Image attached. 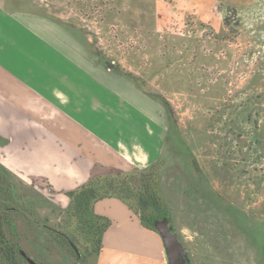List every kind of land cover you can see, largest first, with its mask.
<instances>
[{"label":"crops","instance_id":"obj_1","mask_svg":"<svg viewBox=\"0 0 264 264\" xmlns=\"http://www.w3.org/2000/svg\"><path fill=\"white\" fill-rule=\"evenodd\" d=\"M0 3L5 14L12 12L8 0ZM152 3L162 21L188 19L194 24L209 25L214 35L226 36L229 30L223 26L225 10L240 8L244 0ZM17 4L23 5L22 11H17L21 16H39L25 10L24 0ZM41 31L32 27L0 29V164L23 185L31 182L51 195L65 197L68 205L64 193L85 183L93 173L147 169L161 157L171 129L169 125L163 129L157 151L154 129L130 118L122 127L119 125L117 140L105 142L92 133L79 117L83 110L73 107L74 101L89 100L88 59H82V42L74 45V50L65 44H42L37 38ZM30 33L38 36L31 37ZM163 38L161 76L165 84H210L209 76L198 70L227 68V57L218 64L212 57L201 63L198 52L197 59L189 62V53L196 48L191 37L177 45L170 43L168 34ZM206 46L218 58L214 53L217 40H207ZM64 51H73L69 59ZM74 53L80 59L74 60ZM174 53L175 59L171 58ZM153 71L152 65L150 72ZM176 93L184 96L183 89ZM198 96L209 102L217 99L210 86ZM214 104L197 107L193 113L197 117L209 113L207 130L196 129L190 123L185 126L182 141L193 148L198 165L194 179L208 180L211 192L202 188L200 196L194 197L196 219L191 228L195 242L205 252L203 264H264V109L258 104L253 107L252 102L238 109H219ZM186 111L183 109L181 114ZM189 142L192 146L187 145ZM154 154L159 158L151 161ZM94 212L110 222L94 264H168L158 233L144 228L122 201L104 198L95 204ZM237 213L244 218L237 220ZM177 238L181 243L178 235Z\"/></svg>","mask_w":264,"mask_h":264},{"label":"rangeland","instance_id":"obj_2","mask_svg":"<svg viewBox=\"0 0 264 264\" xmlns=\"http://www.w3.org/2000/svg\"><path fill=\"white\" fill-rule=\"evenodd\" d=\"M8 1L13 13L5 14L0 6V29L41 28L42 34L30 33L31 37L38 36L42 44H65L70 50L82 42V59H88L89 100L74 101L73 107L83 110L79 117L92 133L105 142L117 140L119 125L122 127L130 118L154 129L157 151L163 129L169 125L170 138L162 145L161 157L154 154L150 160L159 158L161 162L159 183L169 210L166 216L169 226L172 227L171 219L175 231L172 229L192 263H206L205 252L195 242L191 227L196 219L194 197L200 196L198 192L202 188L206 193L211 192L208 180L194 179L198 165L193 148L182 142L185 126L193 123L196 129L207 130L209 113L199 117L193 113L197 107H209L208 103H215L213 106L219 109H238L252 102L253 107L258 104L264 109V0H244L240 8H226L227 22L223 20V26L229 30L226 36L214 35L209 25L194 24L188 19L162 21L155 14L152 0H24L25 10L39 14L28 19L17 12L23 8L17 4L19 0ZM165 34L174 45L191 37L196 48L189 53V62L197 59L198 54L201 63L212 57L218 64L227 57L228 71H224V66L202 67L198 72L209 76L210 84L163 83L166 79L163 81L161 76L164 72L161 45ZM213 39L217 40L214 53L218 58L206 46V41ZM72 52L64 51L65 58L69 59ZM175 57L174 53L171 58ZM73 59H80V55L74 53ZM209 86L217 97L214 102L198 96ZM178 89L184 90V96L177 95ZM185 95L188 97L184 98ZM183 109L188 111L182 115ZM235 124L240 127L239 123ZM187 145L192 146V142ZM20 189L19 194L23 193L24 198L18 207L23 209V221L28 226L14 228V236L25 264H94L97 254L87 253L70 229L68 200L51 195L31 182ZM235 217L240 220L244 215L237 213ZM134 219L139 221L136 216Z\"/></svg>","mask_w":264,"mask_h":264},{"label":"trees","instance_id":"obj_3","mask_svg":"<svg viewBox=\"0 0 264 264\" xmlns=\"http://www.w3.org/2000/svg\"><path fill=\"white\" fill-rule=\"evenodd\" d=\"M224 20L227 22V17ZM160 166L161 162L157 160L142 171L93 173L85 183L64 193L69 199L67 211L71 218L70 229L87 253L100 252L102 234L109 225L107 219L94 212L95 204L104 198L119 199L144 228L156 232L154 221L169 213L159 183ZM0 264H21L1 226Z\"/></svg>","mask_w":264,"mask_h":264},{"label":"flooded vegetation","instance_id":"obj_4","mask_svg":"<svg viewBox=\"0 0 264 264\" xmlns=\"http://www.w3.org/2000/svg\"><path fill=\"white\" fill-rule=\"evenodd\" d=\"M21 187L23 188V183L17 177L8 173L0 164V226L4 230L7 242L13 245L18 260L21 264H25V259L21 256V249L16 242L17 238L15 239L14 236V228L19 227V225L25 227V224H27L23 221V209L18 207L21 198H24L23 193L19 194ZM170 225L173 227L171 219ZM182 260L185 264H191L186 256H182Z\"/></svg>","mask_w":264,"mask_h":264},{"label":"water","instance_id":"obj_5","mask_svg":"<svg viewBox=\"0 0 264 264\" xmlns=\"http://www.w3.org/2000/svg\"><path fill=\"white\" fill-rule=\"evenodd\" d=\"M154 228L161 238L168 264H185L182 256H187L186 252L179 242L176 233L169 226L168 219L163 217L155 220ZM30 263H33L30 259Z\"/></svg>","mask_w":264,"mask_h":264}]
</instances>
